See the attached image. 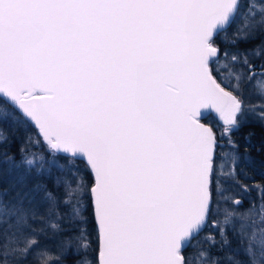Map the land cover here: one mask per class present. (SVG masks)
<instances>
[{
	"label": "snow or ice",
	"instance_id": "1",
	"mask_svg": "<svg viewBox=\"0 0 264 264\" xmlns=\"http://www.w3.org/2000/svg\"><path fill=\"white\" fill-rule=\"evenodd\" d=\"M221 33L229 45L264 34V0H0V121L30 122L47 152L29 155L22 146L19 162H5L21 185L55 169L62 197L40 182L31 192L43 190L44 201L62 202L75 217L86 189L75 160H85L97 264H264V182L240 183L250 161L232 138L257 108L264 121V40L221 54L214 43ZM246 89L262 102L246 103ZM207 110L221 122L218 133L200 122ZM7 139L0 129V143ZM229 182L242 196L231 195ZM17 195V204L0 209L7 225L0 264L38 243L26 237L23 248L10 249L28 220L29 193ZM222 203L230 206L223 221L213 220L217 232L193 243ZM78 239L84 251L75 264H91L83 231ZM217 244L228 249L223 256L212 253ZM188 247L194 251L185 256ZM39 255L47 264L46 250Z\"/></svg>",
	"mask_w": 264,
	"mask_h": 264
},
{
	"label": "trees",
	"instance_id": "2",
	"mask_svg": "<svg viewBox=\"0 0 264 264\" xmlns=\"http://www.w3.org/2000/svg\"><path fill=\"white\" fill-rule=\"evenodd\" d=\"M246 0H241L243 4ZM233 26V25H232ZM230 26L228 29L232 28ZM264 34L257 36L255 40H249L248 42H240L236 45L225 44L221 40V34L215 37L214 43L220 49V52L223 53L228 46H232L235 49L242 48H251L255 44L263 40ZM215 68V65H211ZM217 81L220 82V77L217 73H213ZM226 88V84H223ZM230 89V88H228ZM231 90V89H230ZM246 92V91H245ZM246 103H252L254 100H250L247 96H244ZM204 122L208 123L214 131L217 133L221 129V122L216 120L212 115L206 116ZM245 128V129H244ZM0 129H4L7 133V141L0 143V197L5 202H11L13 204L18 203V193L24 194L29 193V198L24 199L23 207L28 210V220L27 227L23 229V234L16 235L13 242L10 244V249H19L24 247L25 238H36L38 243L27 252V254H21L19 251H12L9 256L10 264H40L41 257L39 253L42 250L47 252V264H72L81 258L80 255L76 253H71L67 250V254L61 255L58 252L59 248H63L64 243H76L82 242L81 239H78L81 231H83L84 237L87 239V259H91V264H97L96 254L98 250V236L97 229L94 222L91 200L89 191L87 188H90L92 184V175L87 168L85 162L82 159H76L75 164L80 170V175H82L83 180L86 184V189L83 190L80 194V203H81V218H73L70 216L69 207L65 206L62 202L58 205H51L49 202L44 201L43 190L33 193L31 190L40 182L47 186L48 190L53 191L58 196H63V188H56L54 178L58 174L55 169H53L52 176L43 175L36 176L35 174L29 176L25 183L21 185L17 182L18 171L11 169L9 164L6 161L7 156H12L15 158V161L19 162L21 160L20 148L23 146L27 149L28 154L36 153L37 155L47 156V152L44 151V145L40 137L36 135L37 131L29 122L22 126H17L11 124L7 121H0ZM261 133V140L264 141V127L254 120H247L243 123L240 129L232 133V138L237 142L240 148L243 147L241 143L247 142L245 136L251 137L250 132ZM31 137V141H29ZM37 140H40V143H36ZM253 142L257 141L251 139ZM244 148V147H243ZM242 148V149H243ZM240 149V150H242ZM262 151L264 148L261 149ZM254 152H257L254 150ZM256 153L255 155H257ZM60 161L63 162L65 157L61 155L59 157ZM262 166L264 167V158L262 160ZM23 169H20L19 172H22ZM65 175V174H60ZM261 182H264V174L261 176ZM69 179L71 176L69 175ZM34 197V199H31ZM31 199V203L29 202ZM4 204L0 206L2 209ZM33 211L35 212V218L32 217ZM51 211V215L49 212ZM2 212H0V220H4ZM8 224H15V217L7 218ZM212 215L208 218V227H205L203 231L209 230V233H216L217 229L211 227ZM52 223L58 224V229H52L49 227ZM7 227L6 224L0 223V234H2L3 229ZM32 229H36V232H32ZM42 230V231H40ZM201 231V232H203ZM11 232H15V229H11ZM217 239L219 237L217 236ZM70 244V245H71ZM233 247V245H232ZM219 244L216 247L212 248L211 251L214 255L223 256L228 249L226 248L224 252H219L217 249ZM81 255L83 250L80 251ZM187 248L184 250V255L186 256ZM244 259L241 255L238 257ZM222 264H227V262H222Z\"/></svg>",
	"mask_w": 264,
	"mask_h": 264
},
{
	"label": "rangeland",
	"instance_id": "3",
	"mask_svg": "<svg viewBox=\"0 0 264 264\" xmlns=\"http://www.w3.org/2000/svg\"><path fill=\"white\" fill-rule=\"evenodd\" d=\"M246 2H244L243 4H245ZM240 21H238V23H239ZM235 28H236V24H233V26H232V28H230V29H228V35L231 37V35H232V33L234 32V30H235ZM221 35H223V33H221ZM263 40H264V38H263ZM227 49L230 51V52H236L237 50H244V49H247V48H242V49H235V48H233L232 46H228L227 47ZM221 54H223V53H221ZM262 61L261 60H254L253 61V63H255V64H260ZM216 66V65H215ZM224 72H225V74H227V70L225 69V70H223ZM257 71H259V69H257ZM245 96H247L250 100H254L252 103H250V104H258V103H260V102H262L261 101V98L259 97V96H257V95H251V96H249L248 95V90L246 89V92H245ZM258 114H259V108H257V112H256V114H251V115H249L248 116V118H247V120H254V121H256V122H259L263 127H264V121H261L259 118H258ZM246 120V121H247ZM223 143H226L225 141H222ZM228 151L229 149H218L217 151L218 152H220V151ZM240 153V152H239ZM240 155L241 156H243L244 155V153H240ZM249 158V157H248ZM250 159V158H249ZM230 163V162H229ZM242 167H243V172L244 173H242L241 175H239L237 178L240 180V183L241 184H245V185H249V186H251L253 183H257L256 181H254L253 179H254V175L253 174H251L250 176L249 175H247V173H245V167H244V165H243V163H242ZM256 170V172H260V173H262V174H264V167H260L259 165H258V167L255 169ZM238 171H239V169H238ZM245 174L248 176V177H251V179H246L245 178ZM253 177V178H252ZM260 183H262V182H260ZM225 187L226 188H228L229 189V192L231 193V195L233 196V197H236V196H242V193L240 192V190H239V188L237 187V186H235V185H233L231 182H229L228 184H226L225 185ZM227 194V193H226ZM250 195H251V198L252 199H256V197H257V192L253 189V190H251V193H250ZM214 196H215V193H214ZM2 204H4V205H8L9 206V208L12 206V203L11 202H5L4 200H2L1 199V197H0V206H2ZM230 205H225V204H221L220 205V208H221V211H220V213L219 214H212V219L213 220H220V221H223V219H224V213H223V208L224 207H229ZM249 206V199L247 198V197H244V199H243V208H247ZM213 207L215 208L216 207V205L214 204L213 205ZM73 217V216H72ZM73 218H81V214L79 215V216H75V217H73ZM213 222V221H212ZM211 225H212V223H211ZM213 228V227H212ZM207 234H209V230H207V231H203V232H200V234H199V236H197V237H195L194 238V240H193V243H195L197 240H201L203 237H205ZM228 236H229V238L231 239V245H230V247L231 248H236L238 245H237V241H236V239L235 238H233L232 237V232H231V230H229L228 231ZM71 242L70 243H64V245H63V248H59L58 250V252H60L59 254L61 255V257L63 256V255H65V254H67V253H69V252H67V250L68 251H70L71 253H76L77 252V249L79 248L80 249V251L81 250H83L84 251V249H83V247H82V245H83V241L82 242H76V243H73V244H71ZM232 245H233V247H232ZM206 246V245H205ZM194 251V249L192 248V247H188L187 248V253H186V256L189 254V253H192ZM90 262H91V259H88ZM66 264H68V263H66ZM72 264H75V262L74 263H72Z\"/></svg>",
	"mask_w": 264,
	"mask_h": 264
},
{
	"label": "flooded vegetation",
	"instance_id": "4",
	"mask_svg": "<svg viewBox=\"0 0 264 264\" xmlns=\"http://www.w3.org/2000/svg\"><path fill=\"white\" fill-rule=\"evenodd\" d=\"M245 129V128H244ZM251 137L245 136V139L247 140V142L245 143H241L243 145V149L240 148L239 146V152L244 153L247 150V156L250 158V166H245V173H247V175H251L253 174L254 176V181H256L257 183L261 182V176L262 173L260 172H256V168L259 166H262V160L264 158V150L262 151L261 149L264 148V141H262L261 139V133H254V132H250ZM251 139H255L257 141L253 142ZM223 143V142H222ZM242 149V150H240ZM218 150V149H217ZM257 151V152H254ZM256 153H258L257 155H255ZM243 163V162H242ZM244 173V172H243ZM252 177V178H253Z\"/></svg>",
	"mask_w": 264,
	"mask_h": 264
},
{
	"label": "water",
	"instance_id": "5",
	"mask_svg": "<svg viewBox=\"0 0 264 264\" xmlns=\"http://www.w3.org/2000/svg\"><path fill=\"white\" fill-rule=\"evenodd\" d=\"M222 87H225V86H223V85H221ZM226 88V87H225ZM226 90H229V91H231L230 89H228V88H226ZM208 115H212L216 120H218L219 121V119H218V116H217V114L213 111V110H207L206 112H205V115L201 118V123H203V124H205L206 126H209V127H211L208 123H206V122H204V118L206 117V116H208ZM33 126V125H32ZM34 127V126H33ZM35 128V127H34ZM36 129V128H35ZM36 131H38L37 129H36ZM41 140H42V138H41ZM83 160V159H82ZM84 162H85V160H83ZM85 164H86V162H85ZM90 170V169H89ZM91 172V171H90ZM92 175V174H91ZM92 180H93V177H92ZM90 187H91V185H90ZM89 194H90V192H89ZM90 200H91V206H92V198H91V194H90ZM92 212H93V207H92ZM93 217H94V214H93ZM94 222H95V225H96V229H97V224H96V221H95V217H94ZM97 236H98V229H97ZM98 250H99V239H98ZM98 250H97V254H96V260L98 259Z\"/></svg>",
	"mask_w": 264,
	"mask_h": 264
}]
</instances>
